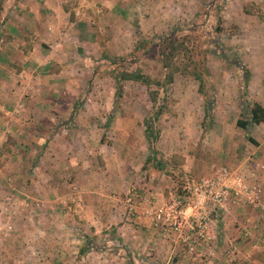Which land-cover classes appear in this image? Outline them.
Segmentation results:
<instances>
[{
  "label": "rangeland",
  "instance_id": "1",
  "mask_svg": "<svg viewBox=\"0 0 264 264\" xmlns=\"http://www.w3.org/2000/svg\"><path fill=\"white\" fill-rule=\"evenodd\" d=\"M81 2L90 15L85 21L88 71L74 103L82 117L67 125L87 128L80 140L95 152L91 156L79 148V166L82 176L93 177L91 189L99 199L84 205L76 196L58 199L52 216L36 217L42 202L27 198L29 189L18 192L16 173L6 171L5 179L0 173V228L15 235L0 245V264H69L56 255L95 258L93 264H221L234 258L238 241L243 242L241 253L254 249L258 237L249 230L252 221L229 212L250 216L264 198V169H257L264 166V124L236 126L260 98L249 89L252 74L246 66L264 63V0ZM78 3L68 2L69 10ZM241 8L247 15L243 22ZM165 36L193 51L188 70L196 69L200 80L178 64L172 82L166 81L168 69L157 55ZM124 73L141 74L151 86L122 79ZM150 92H157L155 101ZM147 121L157 134L152 152ZM37 160L44 175L63 167L58 160ZM64 172L60 185L67 194H77L81 176L65 164ZM239 174L257 198L224 199V186ZM74 215L76 229H65ZM37 226H47L50 236L38 232L35 238Z\"/></svg>",
  "mask_w": 264,
  "mask_h": 264
},
{
  "label": "crops",
  "instance_id": "2",
  "mask_svg": "<svg viewBox=\"0 0 264 264\" xmlns=\"http://www.w3.org/2000/svg\"><path fill=\"white\" fill-rule=\"evenodd\" d=\"M70 1H0V158L4 156L0 173L3 179H5L6 171L16 173L17 180L14 186L18 188L21 185L18 192L29 189V195L26 193V197L42 202L41 207H38L34 213L36 217L52 216L58 199L68 200L70 196H76L74 198L78 201L83 200L82 205L85 201L99 199V195L93 194L91 189L94 183L93 177L87 173L82 176L83 171L79 166V148L91 156L95 152L94 148H90L89 144L80 140L87 128H77L80 125L74 124L67 125L71 119L77 122L76 118L82 117L80 110L75 112L74 103L79 99L77 92L83 90L85 86L83 77L89 53L86 51L88 29L85 21L90 16L83 10L84 2L80 3V0H76L79 3L75 10H69L67 3ZM246 16L241 8L238 18L243 22L247 20ZM143 23H148V20L145 19ZM246 69L252 74L249 89L256 90V96L260 97L254 101L264 107V63H251L246 66ZM59 147L60 155L57 153ZM68 147L77 149L73 154H69L66 151ZM28 152L34 157L33 159ZM28 158L31 162L29 166H26ZM37 158L38 163L58 160L59 165L63 167L58 172L56 169L59 167L51 166V172L44 175L45 167L42 166L39 170L36 168ZM64 164L66 169L73 168L77 171V175L81 176L80 181L77 178L79 188L74 189L77 194H67L61 186L65 184L61 178L65 174ZM27 171L30 176L25 174ZM38 171L41 173V179L37 175ZM33 172H36V177L31 175ZM103 181L109 182L108 179ZM6 198L3 196L2 199ZM263 201L264 198L256 212H252L250 216L248 212L243 215L238 210L229 212L232 213L231 217L234 215L237 217L240 215V219L249 217L248 220L252 221L248 224L249 230L256 234L258 239L254 243V249L242 253L240 251L243 242L234 243L237 248L234 258L227 257V260H223L225 262L221 264H264ZM81 204H77V210L82 209ZM77 210L75 209V212ZM73 217L72 224L67 225L65 229L68 227L76 229L77 217L75 215ZM3 228L5 226L0 228V245L5 246V242L10 239L7 237H15V235L8 234V230ZM238 230L239 226L236 232ZM38 232L44 236L47 234L46 238L50 236L47 226H37L32 232L35 238L39 237ZM238 238L241 237L238 236ZM255 250H257L256 253H254ZM56 256L62 263L69 264H93L95 261V258L90 259V257L63 259Z\"/></svg>",
  "mask_w": 264,
  "mask_h": 264
},
{
  "label": "trees",
  "instance_id": "3",
  "mask_svg": "<svg viewBox=\"0 0 264 264\" xmlns=\"http://www.w3.org/2000/svg\"><path fill=\"white\" fill-rule=\"evenodd\" d=\"M246 12H248L247 9H244ZM187 36L184 37V39L187 40ZM158 50H157V55L160 59V62L163 65L164 69H168V71H166V81L168 83H171L173 80V77L175 75L176 72L179 71V66L178 64H183L184 65V69L185 72L187 74H191L192 76H194L196 79H201V77L203 76L202 74H200L196 69L191 68V70H188L189 66L193 65V61L192 58L194 56L193 51L189 50L187 47L184 46V43H182L181 41L178 40H173V38H171L170 36H165L163 39H161L158 43ZM197 55V54H195ZM122 79H133L135 81H142L145 82V84L150 85L149 84L147 78H145L144 76H142L141 74H137V73H124L122 74ZM118 81V79L116 78V82ZM157 85H160L159 82H157ZM162 88V86L160 87V89ZM121 88L118 87L117 88V93H120ZM151 99L153 101H155L156 97H157V92H150L149 93ZM161 112V109L159 110V113ZM158 118V117H156ZM259 124H264V107L257 103L254 102L253 104H251L249 106V110H248V114L247 117L245 118V120L242 119H238L236 121V126L240 129H247V127L251 126V125H259ZM145 136L147 139V142L149 144V149L150 152L154 151V143L157 139V134L154 135V131L152 129V126L150 123H148L147 121V126H146V130H145ZM151 158L148 157L146 159V162H150Z\"/></svg>",
  "mask_w": 264,
  "mask_h": 264
},
{
  "label": "built area",
  "instance_id": "4",
  "mask_svg": "<svg viewBox=\"0 0 264 264\" xmlns=\"http://www.w3.org/2000/svg\"><path fill=\"white\" fill-rule=\"evenodd\" d=\"M264 169V166H257V169ZM225 190H224V199L228 200L229 198H234V199H252V198H257L258 197V192H249L247 190V187L244 183V176L243 175H238L236 178H234V183L231 186L225 185ZM199 202H201V199H198ZM206 219L207 216H204Z\"/></svg>",
  "mask_w": 264,
  "mask_h": 264
}]
</instances>
